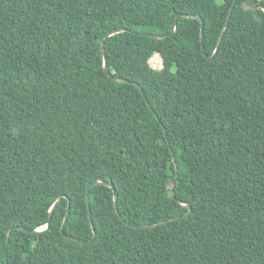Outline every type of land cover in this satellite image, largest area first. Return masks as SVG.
Wrapping results in <instances>:
<instances>
[{"label":"trees","instance_id":"obj_1","mask_svg":"<svg viewBox=\"0 0 264 264\" xmlns=\"http://www.w3.org/2000/svg\"><path fill=\"white\" fill-rule=\"evenodd\" d=\"M232 2L0 0V264H264V0Z\"/></svg>","mask_w":264,"mask_h":264},{"label":"water","instance_id":"obj_2","mask_svg":"<svg viewBox=\"0 0 264 264\" xmlns=\"http://www.w3.org/2000/svg\"><path fill=\"white\" fill-rule=\"evenodd\" d=\"M234 4H235V0H233V2H232V6H231L230 9H229L228 18H229V16H230V13H231V11H232V7H233ZM192 18H194L195 20L199 21V23H200V43H201V42H202V36H203V21H202V19H201L199 16H194V17H192ZM227 23H228V20L225 22V27H226ZM174 27H175V22H174V24H173V27H172L171 33L174 32ZM225 27H224V28H225ZM117 32H118V31H117ZM144 35H146V34H144ZM108 36H111V34H108V35H106V36H104L103 38L100 39V44H101V46H102V44H103V43H102V42H103V39H104L105 37H108ZM148 36H150V37H154V38H158V37H156V36H152V35H148ZM222 38H223V31H221V33H220V35H219V38H218V41H217V44H216V46H215L214 53L212 54L211 57H209V59H212V58L215 56V54L217 53V51H218V49H219V47H220V44H221V42H222ZM102 55H103V53H102ZM103 63L105 64V59H103ZM104 71H105L106 73H109V71L107 70L106 67H104ZM114 80H116V81H120V82H125V81H126V80H124V79L117 80L116 78H114ZM134 85H135L139 90H141V89H140V86H139L137 83H134ZM155 116H156V115H155ZM162 131H163L164 135L166 136V131H165V129H164L163 127H162ZM167 144H169L168 141H167ZM172 160H173V163L176 164V163H175V159L172 158ZM175 171H177V169H176V165H175ZM175 176L177 177V174H176ZM97 184H100V183L95 182V183L91 184V185L87 188V190H86V192H85V204H86V210H87V213H88V218H89V220H90V210H89V203H88V193H89L90 188H91L93 185H97ZM107 186L110 187V188H112L113 192L115 191L114 186H113V184H112L111 182L108 183ZM114 198H115V196H114ZM114 201H115V199H114ZM56 203H57V201L52 205V208H54V206L56 205ZM52 208H51V209H52ZM68 214H69V208L67 207V211H66V215H65V217H67ZM186 215H187V214H186ZM186 215H185V216H186ZM50 216H51V210H50V212H49V219H50ZM163 223H165V222H161V223H159V224H163ZM90 225H91V228H92V230H93V232H94V227H93V225H92L91 222H90ZM47 226H48V224H47L46 226L42 227L40 230H44L45 228H47ZM150 227H152V226H150ZM8 233H9V232H8ZM8 233H7L6 238H5V246H7V244H8V239H9V235H8ZM4 264H6V256L4 257Z\"/></svg>","mask_w":264,"mask_h":264},{"label":"rangeland","instance_id":"obj_3","mask_svg":"<svg viewBox=\"0 0 264 264\" xmlns=\"http://www.w3.org/2000/svg\"><path fill=\"white\" fill-rule=\"evenodd\" d=\"M151 66L154 68V69H160L161 67V60H160V57L159 56H154L152 59H151V62H150ZM99 192H102V189H99L98 190Z\"/></svg>","mask_w":264,"mask_h":264},{"label":"clouds","instance_id":"obj_4","mask_svg":"<svg viewBox=\"0 0 264 264\" xmlns=\"http://www.w3.org/2000/svg\"><path fill=\"white\" fill-rule=\"evenodd\" d=\"M43 227H44V226H43ZM41 228H42V227H41ZM41 228L38 229V232H39V231H42V230H40Z\"/></svg>","mask_w":264,"mask_h":264}]
</instances>
